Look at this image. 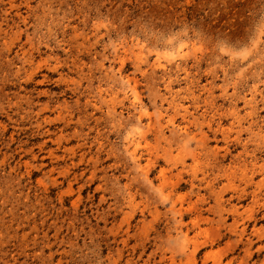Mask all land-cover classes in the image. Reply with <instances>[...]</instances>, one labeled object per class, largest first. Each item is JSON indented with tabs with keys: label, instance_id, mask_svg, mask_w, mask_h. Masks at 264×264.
Wrapping results in <instances>:
<instances>
[{
	"label": "rangeland",
	"instance_id": "374dc122",
	"mask_svg": "<svg viewBox=\"0 0 264 264\" xmlns=\"http://www.w3.org/2000/svg\"><path fill=\"white\" fill-rule=\"evenodd\" d=\"M0 264H264V0H0Z\"/></svg>",
	"mask_w": 264,
	"mask_h": 264
}]
</instances>
